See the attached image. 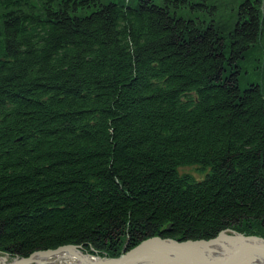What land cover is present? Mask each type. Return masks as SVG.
I'll return each mask as SVG.
<instances>
[{
	"label": "trees",
	"instance_id": "1",
	"mask_svg": "<svg viewBox=\"0 0 264 264\" xmlns=\"http://www.w3.org/2000/svg\"><path fill=\"white\" fill-rule=\"evenodd\" d=\"M226 229L264 238V0H0V252Z\"/></svg>",
	"mask_w": 264,
	"mask_h": 264
},
{
	"label": "water",
	"instance_id": "2",
	"mask_svg": "<svg viewBox=\"0 0 264 264\" xmlns=\"http://www.w3.org/2000/svg\"><path fill=\"white\" fill-rule=\"evenodd\" d=\"M66 254L79 264H264V238L226 229L204 240H180L153 236L118 257H100L84 251L81 245H64L36 251L26 258H11L0 252L1 264H34L37 259ZM9 258L11 260L9 261ZM55 262V261H54ZM44 261L36 264H53Z\"/></svg>",
	"mask_w": 264,
	"mask_h": 264
},
{
	"label": "rangeland",
	"instance_id": "3",
	"mask_svg": "<svg viewBox=\"0 0 264 264\" xmlns=\"http://www.w3.org/2000/svg\"><path fill=\"white\" fill-rule=\"evenodd\" d=\"M209 172H210L209 168L202 170L200 169L199 166H186L178 169L179 175H184V174L189 175L196 181L203 180ZM10 260L11 258H9V261Z\"/></svg>",
	"mask_w": 264,
	"mask_h": 264
},
{
	"label": "bare ground",
	"instance_id": "4",
	"mask_svg": "<svg viewBox=\"0 0 264 264\" xmlns=\"http://www.w3.org/2000/svg\"><path fill=\"white\" fill-rule=\"evenodd\" d=\"M35 259H37V261H35L34 264L38 263V262H41V261H44L45 263H50V262H54L53 264H79L74 258L66 255V254H63V255H58V256H55V258H47V259H43L42 257H35ZM4 262V258L1 257L0 255V264ZM52 264V263H51Z\"/></svg>",
	"mask_w": 264,
	"mask_h": 264
}]
</instances>
